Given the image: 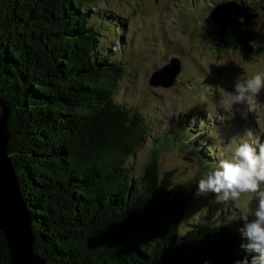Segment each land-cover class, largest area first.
I'll return each mask as SVG.
<instances>
[{
	"label": "trees",
	"instance_id": "1",
	"mask_svg": "<svg viewBox=\"0 0 264 264\" xmlns=\"http://www.w3.org/2000/svg\"><path fill=\"white\" fill-rule=\"evenodd\" d=\"M98 1L0 0L7 152L32 217L35 253L46 264H236L245 257L250 264L256 253L241 247L243 224L188 215L190 196L156 152L134 174L129 162L148 122L116 96L131 63L108 43L125 23L112 9H92ZM225 1L264 15V0ZM218 41L259 52L264 31L220 25ZM180 127L200 167L217 166L212 134ZM0 264H11L1 230Z\"/></svg>",
	"mask_w": 264,
	"mask_h": 264
},
{
	"label": "rangeland",
	"instance_id": "2",
	"mask_svg": "<svg viewBox=\"0 0 264 264\" xmlns=\"http://www.w3.org/2000/svg\"><path fill=\"white\" fill-rule=\"evenodd\" d=\"M223 2L227 1L99 0L91 8L101 13L112 9L125 23V28L119 29V36L118 31L114 32L108 46L119 55L122 48L123 56L131 63V66L124 65L125 75H128L121 80L116 96L122 98L125 105L140 111L148 122L145 140L129 162L134 174H141L148 156L154 151L162 170L176 169V181L190 196L188 215L213 217L216 214L217 222L224 217L229 223L235 220L243 224L242 220L233 218V205L214 202L213 193L196 194L199 178L216 166L212 162L202 169L187 150L192 144L188 145L179 130L182 125L195 124V128L188 130L196 135L212 134L208 144H219L212 150L215 155L220 151L230 156L237 146L233 142H239L248 133L264 142V134L260 132L264 128V89L255 104L260 113L259 123L256 112L248 111L246 103L234 106V117H229L219 107L220 94L227 97L224 89L234 91L237 78L264 71V50L221 48L220 24L212 18V12ZM258 23L264 31L263 14L246 26L255 29ZM172 57L180 58L182 67L174 83L170 86L151 84L155 70L170 62ZM198 108L203 111H197ZM241 112H247L246 118ZM196 117L201 120L196 121ZM245 201H251V197L241 202Z\"/></svg>",
	"mask_w": 264,
	"mask_h": 264
},
{
	"label": "clouds",
	"instance_id": "3",
	"mask_svg": "<svg viewBox=\"0 0 264 264\" xmlns=\"http://www.w3.org/2000/svg\"><path fill=\"white\" fill-rule=\"evenodd\" d=\"M240 19L243 20L242 17ZM255 30H262L261 23L257 24ZM252 43L254 47H259L255 41ZM262 89L264 71L237 78L234 91L224 89L227 97L220 94L219 107L229 117H234V106L246 103L248 111L256 112L259 123L260 113L255 104ZM241 115L246 118L247 112H241ZM260 132L264 134V128ZM233 143L237 145L233 153L230 156L221 154L217 166L199 178L196 194L213 193L214 202L234 206L233 218L243 221L241 233L248 240L241 247L250 254L256 253L252 255L250 264H264V142L248 133L239 142ZM246 197H251V201L242 203ZM236 264H249V259L245 257Z\"/></svg>",
	"mask_w": 264,
	"mask_h": 264
},
{
	"label": "water",
	"instance_id": "4",
	"mask_svg": "<svg viewBox=\"0 0 264 264\" xmlns=\"http://www.w3.org/2000/svg\"><path fill=\"white\" fill-rule=\"evenodd\" d=\"M257 16L249 14L241 4L234 1L222 3L212 12V18L221 26L247 24ZM181 68L180 58L172 57L170 62L155 70L150 83L170 86ZM9 114L8 105L0 99V230L8 243L11 264H46L34 251L35 232L32 229V217L21 195L19 181L7 152L10 135L7 128Z\"/></svg>",
	"mask_w": 264,
	"mask_h": 264
}]
</instances>
